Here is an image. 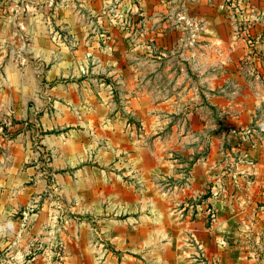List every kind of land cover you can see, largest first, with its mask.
Returning a JSON list of instances; mask_svg holds the SVG:
<instances>
[{
	"label": "rangeland",
	"instance_id": "obj_1",
	"mask_svg": "<svg viewBox=\"0 0 264 264\" xmlns=\"http://www.w3.org/2000/svg\"><path fill=\"white\" fill-rule=\"evenodd\" d=\"M28 45H94L89 70L129 141L184 185L170 209L184 264H264V0H0V67ZM31 184L0 186V264H85L87 246L95 264L118 255L103 218Z\"/></svg>",
	"mask_w": 264,
	"mask_h": 264
},
{
	"label": "crops",
	"instance_id": "obj_2",
	"mask_svg": "<svg viewBox=\"0 0 264 264\" xmlns=\"http://www.w3.org/2000/svg\"><path fill=\"white\" fill-rule=\"evenodd\" d=\"M93 48L28 45L19 55L11 46L0 67V186L8 192L33 180L29 188H54L91 221L103 218L106 239L120 251L100 264H184L179 244L170 247L182 228L170 209L183 201L184 185L164 182L169 160L129 141L131 123L107 104L103 78L89 70ZM123 145L134 152L110 156ZM111 159L125 169L103 168ZM112 211L120 217L110 219ZM79 240L92 244L94 235ZM85 257L96 263L89 246Z\"/></svg>",
	"mask_w": 264,
	"mask_h": 264
}]
</instances>
